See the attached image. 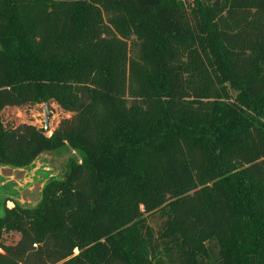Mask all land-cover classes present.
<instances>
[{
	"label": "trees",
	"instance_id": "trees-1",
	"mask_svg": "<svg viewBox=\"0 0 264 264\" xmlns=\"http://www.w3.org/2000/svg\"><path fill=\"white\" fill-rule=\"evenodd\" d=\"M45 103L0 165L82 158L4 208L0 264H264V0H0V114Z\"/></svg>",
	"mask_w": 264,
	"mask_h": 264
},
{
	"label": "rangeland",
	"instance_id": "rangeland-1",
	"mask_svg": "<svg viewBox=\"0 0 264 264\" xmlns=\"http://www.w3.org/2000/svg\"><path fill=\"white\" fill-rule=\"evenodd\" d=\"M203 1V0H199ZM183 4L187 9H191L195 5V0H184ZM52 109V116L49 120L48 131L45 132L46 136H51L52 132L57 127L58 122L65 117H68L66 113H64L56 104L49 103ZM3 125L8 128L20 125L27 124L32 125L38 129H43V119H44V105H35L30 107H23L15 110H5L0 114ZM39 158V157H38ZM36 159V163L33 167H30L27 171L28 173L37 171L40 167H44V170H40L35 173V177H31V182L28 181V184L19 185V179L25 176L24 172L19 171H11V170H2V173L6 176H12L14 174V178L16 179V184L14 186H18L17 190L11 192L9 195H13V199L18 201V203H22L25 205H31L32 203H36L39 200L40 190L43 185L47 182L52 181L54 179H58L60 177V172L64 166V163L68 159L75 158L76 160H81L82 155L76 151L70 150L68 148L43 154L39 159ZM14 207L13 203H6L5 209H12ZM148 225L152 230L156 226L154 222H148ZM18 237V234L10 232L4 234L3 239L4 242L10 244L14 242ZM163 257V256H162Z\"/></svg>",
	"mask_w": 264,
	"mask_h": 264
},
{
	"label": "water",
	"instance_id": "water-1",
	"mask_svg": "<svg viewBox=\"0 0 264 264\" xmlns=\"http://www.w3.org/2000/svg\"><path fill=\"white\" fill-rule=\"evenodd\" d=\"M51 116H52V109H51V107H50V105L48 103H45L44 104V119H43V125H44L43 130H44V132L48 131L49 120H50ZM35 163H36V161H34L30 166H28L26 168H12V167H9V166H4V165H0V168H1V170L7 169V170H11V171L24 172L25 173V176H24L25 181L24 182H19L18 186L20 187L21 185L22 186L25 185V183L28 181L29 176H31V177L34 176L35 177V173L40 171V170H42V166H41L39 170L33 171V172L30 171V173H28L27 170L30 167H33ZM12 177H14V174H12ZM54 180H57V179H54ZM1 181H2L3 185L1 184L2 186H0V218L4 214V210H3V207H2L3 204L2 203H4L7 200H11L12 202H15V203H17L18 205H21V206H28V207H32V208H34L37 205L39 200L36 203H32L31 205H25V204H22V203H18V201L13 199V198H15V197H13V195H9L11 192H13V191L15 192L17 190L18 186L17 187L14 186L16 184V182H14V184L12 185L11 184L12 180H10L9 178H6V179L5 178H3V179L0 178V182ZM49 182H47V183H49ZM45 185H43L41 187L40 195H41V191H42V189L44 188ZM39 198H40V196H39Z\"/></svg>",
	"mask_w": 264,
	"mask_h": 264
},
{
	"label": "crops",
	"instance_id": "crops-1",
	"mask_svg": "<svg viewBox=\"0 0 264 264\" xmlns=\"http://www.w3.org/2000/svg\"><path fill=\"white\" fill-rule=\"evenodd\" d=\"M15 109H17V108H7V109H5V110H15ZM5 110H4V111H5ZM42 155H43V154H42ZM42 155H40L39 158H40ZM39 158H38V159H39ZM36 164H38V163H36ZM42 170H44V167H42ZM0 178H1V179H3V178H5V179H6V178H9L10 180H12V183H11L12 185L14 184V182H17L16 179H15L14 177L9 176V175H8V176H3V177H0ZM30 180H31V176H29V178H28V181H30ZM24 181H25L24 177H22V178L19 179V182H24ZM28 181H27L25 184H28ZM30 182H31V181H30ZM1 184H2V181L0 182V186L3 185V184H2V185H1ZM6 203H13V202H12L11 200H7V201H5L4 203H2V204H3V205H2L3 210H4V208H5V204H6Z\"/></svg>",
	"mask_w": 264,
	"mask_h": 264
},
{
	"label": "bare ground",
	"instance_id": "bare-ground-1",
	"mask_svg": "<svg viewBox=\"0 0 264 264\" xmlns=\"http://www.w3.org/2000/svg\"><path fill=\"white\" fill-rule=\"evenodd\" d=\"M6 176L5 174L2 173V170L0 168V177Z\"/></svg>",
	"mask_w": 264,
	"mask_h": 264
},
{
	"label": "built area",
	"instance_id": "built-area-1",
	"mask_svg": "<svg viewBox=\"0 0 264 264\" xmlns=\"http://www.w3.org/2000/svg\"><path fill=\"white\" fill-rule=\"evenodd\" d=\"M176 1H178V2H182V3H183L184 0H176Z\"/></svg>",
	"mask_w": 264,
	"mask_h": 264
}]
</instances>
